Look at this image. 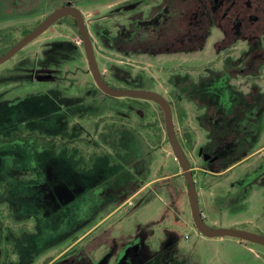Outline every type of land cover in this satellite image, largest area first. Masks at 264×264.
<instances>
[{"label": "rangeland", "instance_id": "1", "mask_svg": "<svg viewBox=\"0 0 264 264\" xmlns=\"http://www.w3.org/2000/svg\"><path fill=\"white\" fill-rule=\"evenodd\" d=\"M130 1L0 0V56L55 10L79 9L107 78L114 64L126 67L115 69L120 79L146 74L148 83L112 88L155 91L176 105L207 225L264 235V0H160L138 11ZM78 41L63 19L0 65V136L22 124L57 132L68 115L95 134L96 117L82 113L112 101L87 91ZM222 79L229 85L218 97L210 85ZM134 129L144 144L123 130L115 162L99 158L90 170L53 146L0 145V264H180L179 255L187 264H264L263 246L196 230L167 132L155 150ZM170 169H179L181 223L169 194L151 186Z\"/></svg>", "mask_w": 264, "mask_h": 264}, {"label": "trees", "instance_id": "2", "mask_svg": "<svg viewBox=\"0 0 264 264\" xmlns=\"http://www.w3.org/2000/svg\"><path fill=\"white\" fill-rule=\"evenodd\" d=\"M159 1L160 0H132L130 2H127L126 5L136 4L134 6L127 7L132 8L130 9L132 11H138L139 9L149 7ZM119 7L122 6L120 5ZM124 13H128V11H125ZM121 14L122 13H120L119 16H121ZM124 68L126 67H123L119 64H114L112 68L110 67L113 78L109 77V80V78H107L104 74L106 82L110 86L118 85L121 88L123 86H128L131 84L139 86L147 82L145 79L146 74L144 71H141L140 75H138L139 80L130 78L120 79L118 77L119 72L115 69H118L120 71ZM83 73L91 77V74L89 73V71H87V69L83 71ZM91 79L93 80L92 77ZM56 80H59V78H56ZM92 82V85L89 86L87 91H90L96 98H101L104 101H112L111 104H105L102 107L101 105H97V107H99L100 109L92 108V110H90L92 112L91 114H87L89 111H86V113H82L83 117L88 115L96 117L98 122L95 127V134H89L86 128L81 126V123L77 122V120L80 119V115H77L76 117H71L68 115V117H65L61 128L57 132H52L47 129L31 130L25 125H22L19 127V129L13 131L10 136L0 138V145L23 142L33 144L35 147L39 148L53 146L55 147V151L57 153L64 152L68 157H73L78 162V166L85 170H90L96 160L103 157L108 158L111 163H114L115 154L121 151L119 147L121 132L126 129H128L132 134L136 135L139 141L144 144V135H139L140 133L138 132V130L134 129L135 127H138L141 132H143V134L146 133L147 136L150 137V140L153 141L152 148L156 150L161 147L163 132L166 131V127L164 130L163 126H160V123L156 116V112L152 107V105L156 106V108L160 112V115L162 116V121L164 122V111L158 104L133 98L117 99L109 97L100 91V89L95 85L94 80ZM228 85L229 83L227 82V79H222L216 83H212L210 85L211 92L220 97L221 94H224V89H226ZM170 103L173 108L174 116H176V105L171 101ZM109 116L113 117L114 119L108 120L106 117ZM125 122H127V125ZM64 125H67V127H64ZM129 125H131V127H129ZM178 128L180 129L181 126ZM185 130L186 129H184L183 134L186 133ZM178 137L181 144L183 145V135L181 133H178ZM166 141L169 142L168 137ZM85 144L86 147L84 148ZM93 145L95 147H92ZM150 148L151 147H149V150H151ZM178 174L179 169L167 170L166 172L161 173V176L159 177V179L161 180L154 182L151 186L154 187V190H162L166 192L167 195L169 194L170 202L165 203L169 206V209H171L173 214L175 215L176 222L181 223L180 208L184 195L181 193V188H178ZM182 176L184 177L183 174ZM153 187H151V189ZM0 188L3 191L6 190L4 184L0 185ZM147 201L145 199V202ZM145 202H143V204ZM149 234L153 236L154 231L150 230ZM88 237L89 236H87L86 239ZM165 238L169 240L171 239V241H173L176 238L181 239V236H179L174 231H167ZM173 242L171 243V245H173ZM179 257V261L177 263L182 262L183 264H187L184 262L186 261L185 257H181L182 259H179Z\"/></svg>", "mask_w": 264, "mask_h": 264}, {"label": "water", "instance_id": "3", "mask_svg": "<svg viewBox=\"0 0 264 264\" xmlns=\"http://www.w3.org/2000/svg\"><path fill=\"white\" fill-rule=\"evenodd\" d=\"M72 16L78 25L79 35L83 42V47L87 56L89 69L96 86L100 91L112 98H134L149 101L158 104L165 114V126L167 137L171 145L175 160L182 169L185 182L188 188V199L191 207V214L196 230L205 238H225L231 237L240 241L260 245L264 247V235L240 229L213 228L207 225L200 209L199 194L194 180L193 170L188 156L179 140L175 124L174 113L170 101L155 91L138 90V89H114L105 81L95 55L91 35L87 29L85 18L81 11L66 6L57 9L49 15L41 24L34 28L30 33L17 42L3 56H0V65L13 59L20 51L37 40L41 35L47 32L59 20L64 17Z\"/></svg>", "mask_w": 264, "mask_h": 264}, {"label": "flooded vegetation", "instance_id": "4", "mask_svg": "<svg viewBox=\"0 0 264 264\" xmlns=\"http://www.w3.org/2000/svg\"><path fill=\"white\" fill-rule=\"evenodd\" d=\"M66 6H71V5H68V4H67ZM66 6H64V7H66ZM72 7H74V6H72ZM74 8H76V7H74ZM76 9H77V8H76ZM78 10H79V9H78ZM55 11H56V10H55ZM79 11H80V10H79ZM81 13H82V12H81ZM82 14H83V13H82ZM50 15H51V14H50ZM83 16H84V15H83ZM84 18H85V17H84ZM63 19H72V20L74 21V23H75V26H76L77 29H78V25H77V23H76V20H75L72 16L64 17V18H62L61 20H63ZM61 20H59V21H61ZM59 21H58V22H59ZM42 22H43V21H42ZM42 22H41V23H42ZM58 22H57V23H58ZM85 22H86V21H85ZM41 23H40V24H41ZM57 23H56V24H57ZM56 24H55V25H56ZM86 26H87V25H86ZM52 27H53V26H52ZM87 29H88V27H87ZM78 31H79V30H78ZM88 31H89V30H88ZM45 33H46V32H45ZM91 38H92V37H91ZM35 41H36V40H35ZM35 41H34V42H35ZM92 42H93V41H92ZM82 45H83V42H82ZM99 68H100V67H99ZM100 71H101V70H100ZM102 74H103V73H102ZM103 77H104V74H103ZM104 79H105V78H104ZM105 81H106V80H105ZM94 83H95V82H94ZM95 85H96V84H95ZM108 85H109V84H108ZM109 86H110V85H109ZM106 96H107V95H106ZM117 99H123V98H117ZM133 99H134V98H133ZM77 108H78V106H77ZM81 109H83V106L80 105V110H81ZM22 125H25V124H22ZM22 125H20V126H22ZM20 126H19V127H20ZM25 126L27 127V125H25ZM19 127H17L15 130L19 129ZM27 128H28V127H27ZM29 129H30V128H29ZM15 130H13V131H15ZM31 130H32V129H31ZM33 130H35V129H33ZM13 131H12V132H13ZM12 132H11V133H12ZM5 137H8V136H5ZM0 138H2V136H0ZM184 144H185V142H183V145H182L183 148H184ZM184 150H185V148H184ZM76 162H77V161H76ZM77 164H78V162H77ZM180 264H183V263H180Z\"/></svg>", "mask_w": 264, "mask_h": 264}, {"label": "built area", "instance_id": "5", "mask_svg": "<svg viewBox=\"0 0 264 264\" xmlns=\"http://www.w3.org/2000/svg\"><path fill=\"white\" fill-rule=\"evenodd\" d=\"M77 45H78V46H82V41H78V42H77Z\"/></svg>", "mask_w": 264, "mask_h": 264}, {"label": "crops", "instance_id": "6", "mask_svg": "<svg viewBox=\"0 0 264 264\" xmlns=\"http://www.w3.org/2000/svg\"><path fill=\"white\" fill-rule=\"evenodd\" d=\"M178 175H179V174H178ZM159 180H161V179H158V181H159ZM155 182H156V181H155ZM151 183L153 184L154 182H151Z\"/></svg>", "mask_w": 264, "mask_h": 264}]
</instances>
